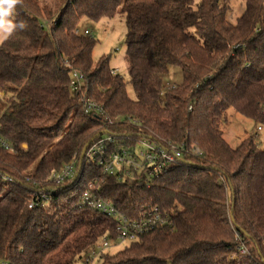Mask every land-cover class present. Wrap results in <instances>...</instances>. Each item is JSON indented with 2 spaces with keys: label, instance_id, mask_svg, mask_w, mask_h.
<instances>
[{
  "label": "trees",
  "instance_id": "16d2710c",
  "mask_svg": "<svg viewBox=\"0 0 264 264\" xmlns=\"http://www.w3.org/2000/svg\"><path fill=\"white\" fill-rule=\"evenodd\" d=\"M53 1L24 0L15 19L26 27L0 45V135L15 146L0 145V264H78L115 240L118 222L80 204L88 191L129 219L158 208L173 223L101 264H264V148L251 136L233 149L222 130L231 109L264 127V0H244L236 24L232 0ZM120 14L130 80L79 35L83 21ZM172 67L183 80L164 92ZM107 135L112 152L147 139L188 153L156 177L110 175L82 159ZM73 162L76 181L51 182Z\"/></svg>",
  "mask_w": 264,
  "mask_h": 264
},
{
  "label": "built area",
  "instance_id": "2783aa9c",
  "mask_svg": "<svg viewBox=\"0 0 264 264\" xmlns=\"http://www.w3.org/2000/svg\"><path fill=\"white\" fill-rule=\"evenodd\" d=\"M90 36L87 30L84 33ZM117 75V71L112 72ZM84 76L78 71H74L71 79L72 92L81 90ZM5 95L0 93V99L4 100ZM87 112H99L100 108L93 102L87 100ZM138 124V123H135ZM115 138L107 135L90 145L86 159L91 163H97L104 169L106 174L130 176L134 172L140 173L146 168L153 169L151 177L161 174L167 167L177 165L184 160L188 153V148L184 144H159L153 140H141L133 150L123 149L122 151L112 152L108 144L113 145ZM0 145L9 152H15V146L7 142L0 135ZM80 177V170L76 162L67 165L61 173L54 175L51 182L57 186L67 181H76ZM53 192L51 195H54ZM42 201L50 199L47 191L40 195ZM83 207H89L104 216L115 219L118 222V236L115 240L104 238L89 255V260L101 259L112 248L114 244H131L139 241L143 235L153 232L159 228L171 227L172 219L168 214L162 213L158 208L143 210L139 220H132L125 217L113 204L103 201L97 194L88 191L81 199ZM35 206L32 205L31 208ZM246 255V251H242Z\"/></svg>",
  "mask_w": 264,
  "mask_h": 264
},
{
  "label": "rangeland",
  "instance_id": "374dc122",
  "mask_svg": "<svg viewBox=\"0 0 264 264\" xmlns=\"http://www.w3.org/2000/svg\"><path fill=\"white\" fill-rule=\"evenodd\" d=\"M199 2L200 0H196ZM43 3V0H39ZM50 2H54L50 0ZM232 11L228 18L232 24H236L238 19L244 14L246 10V2L244 0H232L231 1ZM89 31L90 36L95 38L98 42L94 50V60L97 62L103 56H111V68L115 69L119 74L129 78L128 72V61H127V47L126 37L128 33L126 18L120 14L114 19H103L100 22H94L91 20H85L80 25V34H84L85 31ZM183 80V74L180 68L172 67L169 76L166 78L164 92L171 89L173 86L178 85ZM128 94L131 98H135L133 87L129 85ZM259 125L253 120L242 116L237 113L234 109L229 110L227 114V120L222 126L224 137L228 144L236 149L239 147L243 140L253 136L258 143H261L264 148V127L263 131L259 132ZM129 244H114L112 248L107 252L108 255H115L118 252L127 248ZM100 259L91 260V264H101ZM89 261L88 255L78 264H86Z\"/></svg>",
  "mask_w": 264,
  "mask_h": 264
},
{
  "label": "clouds",
  "instance_id": "9594fccd",
  "mask_svg": "<svg viewBox=\"0 0 264 264\" xmlns=\"http://www.w3.org/2000/svg\"><path fill=\"white\" fill-rule=\"evenodd\" d=\"M24 0H0V45L26 25L15 19L17 6L23 7Z\"/></svg>",
  "mask_w": 264,
  "mask_h": 264
},
{
  "label": "water",
  "instance_id": "95a60500",
  "mask_svg": "<svg viewBox=\"0 0 264 264\" xmlns=\"http://www.w3.org/2000/svg\"><path fill=\"white\" fill-rule=\"evenodd\" d=\"M96 138H97V137L93 138V139H92V140H91V141L85 146V148H84V150H83V154H82V159L85 158L86 153H87V151H88L90 145L96 140Z\"/></svg>",
  "mask_w": 264,
  "mask_h": 264
},
{
  "label": "crops",
  "instance_id": "0c3cea01",
  "mask_svg": "<svg viewBox=\"0 0 264 264\" xmlns=\"http://www.w3.org/2000/svg\"><path fill=\"white\" fill-rule=\"evenodd\" d=\"M258 131L261 132V131H263V129H261V127H259Z\"/></svg>",
  "mask_w": 264,
  "mask_h": 264
}]
</instances>
